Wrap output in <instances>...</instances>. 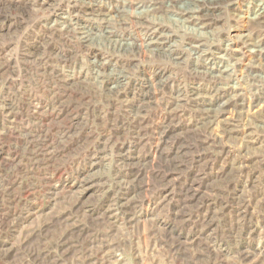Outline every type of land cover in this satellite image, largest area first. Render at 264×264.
<instances>
[{
	"label": "rangeland",
	"instance_id": "obj_1",
	"mask_svg": "<svg viewBox=\"0 0 264 264\" xmlns=\"http://www.w3.org/2000/svg\"><path fill=\"white\" fill-rule=\"evenodd\" d=\"M138 1L0 0V264H264V0Z\"/></svg>",
	"mask_w": 264,
	"mask_h": 264
},
{
	"label": "bare ground",
	"instance_id": "obj_2",
	"mask_svg": "<svg viewBox=\"0 0 264 264\" xmlns=\"http://www.w3.org/2000/svg\"><path fill=\"white\" fill-rule=\"evenodd\" d=\"M140 1V0H139ZM138 1V3H139ZM159 0H142L141 3H139V7H145V8H148L149 11H156V9H165L166 11H171L172 13L173 10L176 9V6H174V1L173 0H161V1H165V3H167V6H161V4L158 2ZM190 1V5L192 7H190V9L188 10H179V9H176L175 12L177 15H180L182 16L183 18L187 19V21H193V22H199V23H203L207 20H211L213 15L211 13L212 10L210 9H213L215 6H221V5H225L226 3H230L232 0H219L218 2L216 3H204V4H201L200 2L198 1ZM164 3V5H165ZM134 4V3H133ZM207 5L208 8L205 6ZM194 7V9H193ZM179 8V7H178ZM216 8V7H215ZM261 9H259V11L257 13H254L253 17L249 20V21H253L255 24H260L261 21L264 20V10L263 8L264 7H260ZM225 9V7H224ZM99 14L96 15L97 17V20L99 18L98 21H101V22H106L107 21V17L106 15H103V13L99 12ZM115 22V21H114ZM107 23V22H106ZM122 23V22H121ZM251 23V22H250ZM118 24V23H117ZM120 24V23H119ZM108 25H110L108 23ZM79 31V30H78ZM117 31V30H116ZM83 34V33H82ZM117 34V33H116ZM81 37V36H80ZM250 37V36H249ZM82 38V37H81ZM84 42H87L88 41V36L83 34V38H82ZM242 39V38H241ZM163 41H164V38L161 37L159 38L158 40H156L155 43H153V45L157 46V47H161L160 45L163 44ZM247 42H249V39L248 40H245L243 43L246 44ZM255 48H259L260 45H257L256 42L254 43H251ZM250 44V45H251ZM248 45V43H247ZM166 46V45H165ZM264 50L262 49L260 51V53H262ZM155 53V52H154ZM155 62V61H154ZM203 75V74H202ZM206 79V78H205ZM220 92V91H219ZM220 94V93H219ZM262 94V93H261ZM261 94L259 93L258 97H257V100H260L261 99ZM264 97V96H262ZM189 99V98H188ZM199 102V101H198ZM172 103V102H171ZM228 105V104H227ZM223 106V105H222ZM226 106V104H225ZM181 107V106H180ZM144 108V107H143ZM208 111V110H207ZM202 112V111H201ZM221 112V111H220ZM200 113V112H199ZM205 113V112H203ZM202 113V114H203ZM208 113V112H207ZM213 113V112H212ZM223 113V112H222ZM222 115V114H221ZM206 116H204L205 118ZM217 117H218V114H217ZM203 118V117H202ZM144 119V118H143ZM217 119V118H216ZM197 122H198V119H197ZM211 123V122H210ZM214 123V122H213ZM206 124V123H205ZM213 125V124H212ZM211 125V126H212ZM202 126V125H201ZM200 126V127H201ZM197 127V126H196ZM196 129V128H195ZM226 137V136H225ZM75 211V210H74ZM68 248V247H67ZM72 251V250H71ZM74 253V252H73Z\"/></svg>",
	"mask_w": 264,
	"mask_h": 264
}]
</instances>
